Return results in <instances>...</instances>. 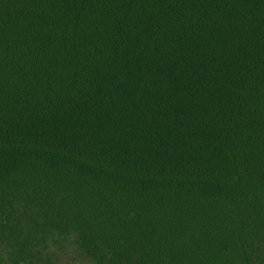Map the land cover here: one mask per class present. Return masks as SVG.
I'll return each instance as SVG.
<instances>
[{
    "label": "trees",
    "instance_id": "obj_1",
    "mask_svg": "<svg viewBox=\"0 0 264 264\" xmlns=\"http://www.w3.org/2000/svg\"><path fill=\"white\" fill-rule=\"evenodd\" d=\"M0 264H264V0H0Z\"/></svg>",
    "mask_w": 264,
    "mask_h": 264
}]
</instances>
